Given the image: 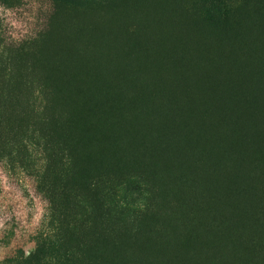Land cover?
I'll list each match as a JSON object with an SVG mask.
<instances>
[{"label": "trees", "instance_id": "obj_1", "mask_svg": "<svg viewBox=\"0 0 264 264\" xmlns=\"http://www.w3.org/2000/svg\"><path fill=\"white\" fill-rule=\"evenodd\" d=\"M49 2L0 33V164L47 204L0 264H264V0Z\"/></svg>", "mask_w": 264, "mask_h": 264}, {"label": "rangeland", "instance_id": "obj_2", "mask_svg": "<svg viewBox=\"0 0 264 264\" xmlns=\"http://www.w3.org/2000/svg\"><path fill=\"white\" fill-rule=\"evenodd\" d=\"M50 9L49 0H23L13 9L0 7L3 39L17 42L34 37L45 27ZM35 185L32 176L0 164V262L33 250L34 235L43 228L47 210Z\"/></svg>", "mask_w": 264, "mask_h": 264}]
</instances>
